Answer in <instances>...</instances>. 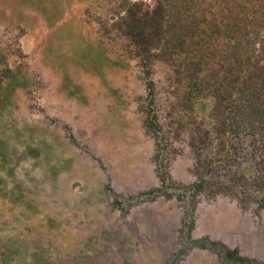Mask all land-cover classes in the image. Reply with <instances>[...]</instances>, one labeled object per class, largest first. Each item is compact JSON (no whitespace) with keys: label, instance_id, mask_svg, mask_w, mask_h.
<instances>
[{"label":"rangeland","instance_id":"obj_1","mask_svg":"<svg viewBox=\"0 0 264 264\" xmlns=\"http://www.w3.org/2000/svg\"><path fill=\"white\" fill-rule=\"evenodd\" d=\"M171 1L0 0L11 264H264L250 251L264 250V149L250 137L224 148L214 136L227 109L193 99L184 70L127 32L130 10L145 21ZM205 130L213 141L196 150ZM214 221L224 235L206 229Z\"/></svg>","mask_w":264,"mask_h":264},{"label":"trees","instance_id":"obj_2","mask_svg":"<svg viewBox=\"0 0 264 264\" xmlns=\"http://www.w3.org/2000/svg\"><path fill=\"white\" fill-rule=\"evenodd\" d=\"M128 16L130 37L145 48L158 49L168 66L184 70L192 80L187 92L193 99L212 95L216 111L227 109L221 121L217 119L221 123L214 136L224 148L237 149L250 137L251 146L264 149V31L253 44L264 28V0H172L145 15V21L135 10ZM209 134L199 132L193 147L213 141ZM200 160L198 154V164ZM160 177L165 183L163 172ZM205 183L200 176L194 188ZM153 193L158 192L145 195ZM2 240L0 260L11 264L18 248Z\"/></svg>","mask_w":264,"mask_h":264},{"label":"water","instance_id":"obj_3","mask_svg":"<svg viewBox=\"0 0 264 264\" xmlns=\"http://www.w3.org/2000/svg\"><path fill=\"white\" fill-rule=\"evenodd\" d=\"M148 175V174H147ZM151 176L148 177V180L146 181L145 184H140V185H130L131 187H133L134 189L136 188H142V187H147L150 184L151 181ZM170 219L173 223L172 226H175V220H177V216H175L174 214L170 215ZM215 223V224H214ZM220 222H213V223H208L206 226V229L208 231H210L212 233V235L217 236V235H224L225 233H223L224 229L221 225H219ZM226 238H229L231 236L229 235H225ZM231 240H233L232 238H230ZM175 247V246H174ZM249 248V247H248ZM250 251L256 253V254H260L262 256H264V250H259V251H255L252 248H250Z\"/></svg>","mask_w":264,"mask_h":264}]
</instances>
